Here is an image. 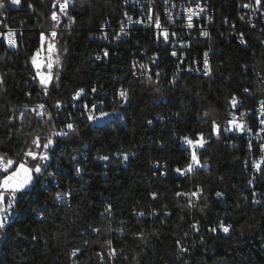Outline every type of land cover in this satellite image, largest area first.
Listing matches in <instances>:
<instances>
[{
  "label": "trees",
  "instance_id": "obj_1",
  "mask_svg": "<svg viewBox=\"0 0 264 264\" xmlns=\"http://www.w3.org/2000/svg\"><path fill=\"white\" fill-rule=\"evenodd\" d=\"M51 1L34 0V30L24 34L23 48L0 52V155L15 164L26 151L49 155L16 203L20 215L11 216L0 234V264H264V168L258 185L246 188L244 141L225 133L229 100L251 102L264 94L257 38L248 36L244 47L219 36L210 41L222 77L182 74L172 86L125 78L129 93L121 105L114 72L91 63L98 42L90 36L102 21L118 23L122 0H74L69 14L77 30L58 39L66 63L47 96L51 104L60 102V110L52 106L53 122L21 108L41 98L39 87L26 83L25 55L50 24ZM214 1L218 16L234 18L230 0ZM95 85L112 90L104 107L121 109L122 121L109 116L92 125L78 118L72 95L83 89L81 100L89 101ZM69 121L74 129L56 139L53 124ZM200 134L206 141L195 150L200 164L181 176L190 163L181 138L198 141ZM37 137L40 147L33 144ZM48 138L56 144L45 150ZM258 152L254 146L252 158ZM218 189L226 192L220 202ZM57 192L70 195L59 200ZM221 220L231 225L228 235L212 231Z\"/></svg>",
  "mask_w": 264,
  "mask_h": 264
},
{
  "label": "built area",
  "instance_id": "obj_2",
  "mask_svg": "<svg viewBox=\"0 0 264 264\" xmlns=\"http://www.w3.org/2000/svg\"><path fill=\"white\" fill-rule=\"evenodd\" d=\"M230 1L232 4L231 9L234 11V18L218 16L214 0H122L121 18L118 23L111 25L110 22L102 21L96 28L95 33L90 36V39L98 42L97 49L90 57L91 63L93 66H99L114 72L111 79L115 82L119 81L116 94L122 101L121 105H124L126 101L119 96L120 90L124 89L129 93L128 88H123L122 86L125 78L139 79L153 86H172L182 74H192L210 79L222 77L223 72L217 69V64L220 61L213 58L215 50L210 45V41L215 36H219L225 42H232V35L236 33L237 41L235 44L242 47L247 45L248 36H253L257 38L264 52V0H261L260 4H257L256 0ZM59 2H63V0H59ZM73 3L74 0H69L66 9L67 15H65L60 12L59 3L54 2V0L51 1L50 24L42 27L43 35L56 40L57 36L55 38L51 36L53 30L56 31L57 35L68 34L77 30L73 26L74 21L69 14V8ZM197 3L204 8V11L200 12L197 16H193L192 26L189 27L187 19L188 12L186 9H195ZM245 5H248V7H245ZM53 12L57 13L59 23L52 20ZM36 13L37 7L34 0H20L19 4H12L10 0H3V7H0V33H7L9 29H13L17 44L15 47H11L7 44L4 37L0 36V52H16L23 48L24 34L34 30L31 23L36 19ZM69 17L72 18V21L69 20ZM129 17H131V21H129ZM157 18L160 22L159 28L156 27ZM121 26L125 28V31L117 36ZM165 31L168 33L167 40L163 36ZM205 31L208 33L207 36L201 34ZM105 36L107 39L104 38ZM241 36H243V40ZM43 44L44 41L39 40V46L34 52L30 55H25V62L28 67L26 83L32 82L36 84L40 89L41 98L34 105H24L21 108L22 110H32L36 115L37 112H43L42 115L37 116H48L54 122L52 106L56 110L60 109H57V104H51L47 99L54 85H47V94H45V87L37 80L36 69L31 62V57L37 50L41 49L42 51ZM61 47L64 48L62 43ZM105 51L108 53L107 56L104 55ZM173 52L176 53L175 56L172 55ZM206 52L208 53L207 61L210 68L208 74L204 71V54ZM97 56H100V59H97ZM61 63L64 65V69L66 63L64 55ZM140 65H144L145 67L142 68ZM248 68H250V64H243L244 70ZM61 72L57 75L58 79ZM78 90L80 89H77L72 95L73 106L80 110L78 118L87 119L88 112L85 109V105L90 110L91 106L96 104L97 108L93 114L97 116L100 111L113 113L112 109L104 107V100L112 93L111 89L96 87V85L93 86L89 101L81 100L84 91L80 97L74 99ZM245 92L249 94V90ZM98 95L103 98H99ZM160 98L163 97L159 96L157 99ZM237 100L238 103L235 106L230 103L231 111L226 119V127L229 129L227 133L239 136L244 141L246 151L244 160L246 166L245 187L254 189L261 180L264 168V148H262V145H264V131H262L264 124H261V120L264 119L261 104L264 101V94L251 102H246L245 99L240 98H237ZM41 104L45 106L43 110L36 108L37 105ZM110 116H118L121 117V121L123 120V112L121 109L116 110L115 114ZM233 116L236 117L237 123L242 122L247 126L243 132L234 130L229 125V121L232 120ZM105 118L91 121V123L92 125L97 124L99 121H105ZM69 123L74 124L72 121L63 123L62 125L53 124L56 139L62 137L57 135L61 131L68 134L69 129L66 128V125ZM185 137L193 141L195 139L189 136H183L181 138L183 145L190 153L191 162V155L194 148L192 145L186 143ZM55 144L53 142L49 149H53ZM251 145H260V159H252ZM83 149L87 150L88 148L83 147ZM196 149L197 146L195 147ZM47 161H44V163L47 164ZM254 162L260 165V170L253 167ZM77 168L81 171V168L76 166L74 175H78ZM189 171L191 170H188V168L181 170L180 175H186ZM217 192L223 194L222 196L215 194L216 200L220 202V200L225 198L226 192L220 189ZM191 194L190 192L189 195ZM5 203H7V200ZM190 205L194 206L193 200L190 202ZM20 213L21 210L17 207V204L10 210V216H19ZM221 223L231 228V225L224 220L214 225L213 228L221 234L228 235L230 230L228 233L223 232L220 228ZM4 231L5 227L0 229V234Z\"/></svg>",
  "mask_w": 264,
  "mask_h": 264
},
{
  "label": "snow or ice",
  "instance_id": "obj_3",
  "mask_svg": "<svg viewBox=\"0 0 264 264\" xmlns=\"http://www.w3.org/2000/svg\"><path fill=\"white\" fill-rule=\"evenodd\" d=\"M10 2L12 4H19L20 0H10ZM54 2H58L59 3V7H60V12L64 13L65 15H67V6L69 4V0H63V2H59V0H54ZM257 4L261 3V0H256ZM31 7V5H29ZM0 7H3V0H0ZM245 7H248V5H245ZM186 11L188 12V26L191 27L192 26V18L193 16H197L199 15L200 12L204 11V8L201 7L199 5V3H197L196 8H188L186 9ZM52 20L56 21L57 23H59V17L57 15L56 12L52 13ZM129 21H131V17L128 18ZM69 20L72 21V18L69 17ZM156 27H160V22L159 19L157 18L156 20ZM125 28L123 26H121L119 33H117V36H119L121 33H124ZM204 36H207L208 33L202 32L201 33ZM0 36H3L4 39L6 40L7 44L11 47H15L17 44L16 38H15V31L13 29H9L7 31V33H0ZM51 36L53 38H55L57 36V33L55 30H53L51 32ZM164 39L167 40L168 39V33L165 31L163 33ZM105 39H107V37H104ZM241 39L243 40V36H241ZM41 41H44V35L41 34ZM48 55L47 57H43L41 55V49H38L37 52L31 57V62L33 64V66L36 69V76L39 77V81L40 84L43 85L45 87V94H47V85L49 84V82L53 79L54 76V70H53V66L54 65H59L60 64V58L59 56H55L54 54L56 52V46L54 42H50L48 44ZM104 55L107 56L108 53L107 51L104 52ZM173 56L176 55L175 52L172 53ZM205 61H204V71L206 74H208L210 72V68L208 65V61H207V55L208 53L206 52L205 54ZM97 59H100V56L96 57ZM140 67H145L144 65H140ZM43 68H46L47 71H42ZM2 82V81H0ZM83 89H80L77 91V93L75 94L74 99L78 98L81 96V94L83 93ZM93 91H95V89H93ZM245 91H248L247 89H245ZM119 96L121 98H123V100L127 101L128 99V93L127 90H120L119 92ZM230 103L235 106L238 103V100L235 96L232 97ZM262 104V112H264V101L261 102ZM57 107H60V102L57 101ZM44 105H37L36 108H39L41 110L44 109ZM97 108L96 104H93L91 106V109H88V106L85 105V109L88 112L87 115V119L89 121H97L100 119H103L105 117H108L110 115L115 114L116 110H113V113H108V112H104V111H100L99 115H95L93 114L95 109ZM35 111V109H33ZM43 112H37V115H42ZM243 115V114H241ZM261 124H264V119L261 120ZM229 125L232 126V129L234 130H239L241 132H243L245 130V128L247 127L244 123H237L236 121V117L233 116L232 120L229 121ZM67 129H74V124L69 123L66 125ZM229 130V129H226ZM213 131L214 132H218L219 131V125L216 124L215 121H213ZM262 131H264V129H262ZM57 135L63 136L66 135L65 132L61 131L59 133H57ZM186 143L189 145H192L194 150L192 152L191 155V162L188 164V170H192L193 167L195 165H199L200 164V160L197 157L196 151H195V147L197 145L199 146H203L206 141L203 139L202 134H200V139L198 141H193L191 139H188L187 137L184 138ZM33 144L36 145V147H40V142H39V138L37 137L36 139L33 140ZM53 144V140L52 138H48L47 142L45 144H43V148L45 150L49 149L50 146ZM262 148H264V145H262ZM27 156H30L33 158V160L35 161L37 159V157L39 158L40 161H46L49 159V155H48V151H44L43 153H36L34 151H28L26 153ZM73 160H75V157H72ZM103 159L107 160L108 157H103ZM125 159H127V155L125 154ZM14 161L11 158H7L6 154L5 155H0V171H3L4 173H6L5 175H3L2 178H0V229H3L5 227V225L7 224V222L10 219V210L14 208L15 204L18 202V193H23L27 190L28 187H30L35 181H34V174H36L35 178H38V174L42 173V165L40 163H36L35 167H29L25 162H20L18 165H15V170L11 171V167L13 166ZM253 167L256 168L257 170H260V165L257 163H253ZM177 171L179 172L180 169H177ZM80 169L77 168V173L79 174ZM249 183H251V181H249ZM198 193L197 192H193L191 195L192 196H196ZM70 195L69 192H57L56 193V198L59 200H63L64 198L68 197ZM179 195V194H178ZM217 196H222V193L217 192L216 193ZM255 195V193L253 194ZM153 196H155V194H153ZM7 200V203H5V201ZM256 203H259V201H254ZM142 215V213H141ZM193 227H195V225H193ZM220 228L223 232L228 233L230 230V226H226L223 223L220 224ZM212 231H216L215 228L212 229ZM109 244L111 243L110 241L108 242ZM179 244V242H177ZM182 251H187V249H181ZM75 254V252L73 253Z\"/></svg>",
  "mask_w": 264,
  "mask_h": 264
},
{
  "label": "rangeland",
  "instance_id": "obj_4",
  "mask_svg": "<svg viewBox=\"0 0 264 264\" xmlns=\"http://www.w3.org/2000/svg\"><path fill=\"white\" fill-rule=\"evenodd\" d=\"M63 34H61V35H59L58 36V38L56 39V40H54V39H50L48 36H46V35H44V44H43V47H42V51H41V55L43 56V57H47V55H48V51H47V49H48V44L50 43V42H54L55 43V46H56V52H55V54H54V57L53 58H55V56H59V58H60V64L57 66V65H54L53 66V70H54V76H53V79L49 82V86L50 85H55L57 82H58V76L57 75H59L60 74V72L62 71V69H63V64L61 63V59L63 58V55H65V53H66V48L64 47V48H62L61 47V45L59 44V38H61V36H62ZM42 71H47V69L46 68H43L42 69ZM37 77V76H36ZM37 80L39 81V77H37ZM39 83H40V81H39ZM227 127L225 126V133L227 132ZM36 146V145H35ZM30 151H34V150H30ZM28 151H26L24 154H23V157H22V160H20L17 164H13V166L11 167V171H14L15 170V165H18L20 162H25L29 167H35V165H36V163H40L41 161L39 160V158L37 157V159L34 161L33 160V158L32 157H30V156H27L26 155V153H27ZM34 152H36V153H38L36 150L34 151ZM6 173H4V175H5ZM3 177V176H2ZM1 177V178H2ZM29 188V187H28ZM27 188V189H28ZM24 193V192H23ZM23 193H18L17 195H18V199H19V197H21L22 195H23Z\"/></svg>",
  "mask_w": 264,
  "mask_h": 264
},
{
  "label": "bare ground",
  "instance_id": "obj_5",
  "mask_svg": "<svg viewBox=\"0 0 264 264\" xmlns=\"http://www.w3.org/2000/svg\"><path fill=\"white\" fill-rule=\"evenodd\" d=\"M254 146H257L259 148V152H258L259 153V156L257 158H252V159H260V156H261V147H260V145H251V151L254 148ZM10 218H11V216H10Z\"/></svg>",
  "mask_w": 264,
  "mask_h": 264
},
{
  "label": "water",
  "instance_id": "obj_6",
  "mask_svg": "<svg viewBox=\"0 0 264 264\" xmlns=\"http://www.w3.org/2000/svg\"><path fill=\"white\" fill-rule=\"evenodd\" d=\"M237 41V35H236V33H234L233 35H232V42H236Z\"/></svg>",
  "mask_w": 264,
  "mask_h": 264
}]
</instances>
